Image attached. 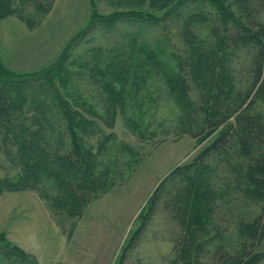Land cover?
Instances as JSON below:
<instances>
[{
  "label": "trees",
  "instance_id": "obj_1",
  "mask_svg": "<svg viewBox=\"0 0 264 264\" xmlns=\"http://www.w3.org/2000/svg\"><path fill=\"white\" fill-rule=\"evenodd\" d=\"M120 1L112 14L93 10L86 32L99 25L132 21L144 32L147 26L158 27L168 41L170 35L164 30L177 22L169 32L177 30L187 50L176 69H164L161 50L152 46L145 50L144 60L142 50L132 54L124 71L131 73L134 67V74L145 71L148 76L154 70L145 69L148 63L163 71L170 94L180 106L181 130L193 135L198 144L207 142L190 162L176 166L158 184L146 206L148 216L134 231L122 259L161 207L181 227L176 246L182 252V264H202L204 253L211 256L212 264H258L264 259L260 249L264 112L257 109L264 95V0ZM34 2L35 18L22 16V0H0V19L16 13L34 28L55 0ZM209 6L207 11L204 7ZM74 39L61 53L63 60ZM145 39L143 44L149 41ZM63 60L59 57L47 68L22 74L7 69L0 60V70L14 73L13 78L0 80V151L11 168L20 170L12 178H0V194L35 191L54 221L60 212L81 218L106 192L109 181V171L99 170L91 159L94 146L83 133L94 121L79 117L62 85L48 79L65 69ZM106 88L112 101L120 97L116 88L109 84ZM253 205L258 207L246 211ZM71 220L69 239L78 225L77 219ZM0 262L38 264V259L0 233Z\"/></svg>",
  "mask_w": 264,
  "mask_h": 264
},
{
  "label": "rangeland",
  "instance_id": "obj_2",
  "mask_svg": "<svg viewBox=\"0 0 264 264\" xmlns=\"http://www.w3.org/2000/svg\"><path fill=\"white\" fill-rule=\"evenodd\" d=\"M81 1L75 17L69 18L64 12L61 16L49 17L55 0L52 9L34 28H29L16 13L1 18L0 24L4 19L15 17L33 31L46 19L50 25L55 21L57 26L68 28L65 42L76 37L71 47L66 48V58L63 60L61 53L67 43L52 61L60 57L65 62V69L48 79L55 78L62 85V92L79 117L94 121L95 125H89L87 132L83 133L94 146L91 159L95 165L103 172L109 171L106 192L87 207L81 218H70L60 212L56 221L37 192H5L0 194V233L36 254L38 264H182V252L176 246L181 227L161 207L152 215L136 245L122 257L134 231L148 216L146 206L158 184L167 179L176 166L190 162L207 142L198 144L193 135L181 130L180 106L170 94L163 71L160 73L156 67L150 66L152 63L147 66L144 62L145 69L154 70L147 76L138 68L140 74H134V67L131 73L125 72V64L140 50L144 60L145 50L158 46L164 69H176L187 46L177 35V30L169 32L177 22L164 30L170 35L168 41L158 27L147 26L144 32L132 21L118 22L113 26L99 25L86 32L93 10L112 14L121 1ZM20 8H25L21 11L22 16L35 18L38 13L34 0H22ZM204 8L208 11L210 6ZM118 9L125 11L126 8ZM54 29L53 38L57 33V28ZM142 32L146 33L145 38L151 44L149 41L143 44ZM133 39H137L136 44ZM0 60L9 69L1 55V38ZM34 71L37 70L28 73ZM12 72L0 70V80L13 78ZM108 84L121 92L116 101L109 98ZM7 90L13 93L10 86ZM257 109L264 112L263 94ZM90 129L93 132H89ZM0 165L5 166V169L0 168V178H12L20 173L19 169L11 168L12 164L1 151ZM252 207L258 206L253 205L246 211ZM71 219L78 221L72 240L68 238ZM260 249L264 250V240ZM203 255L202 264H212L211 256ZM258 264H264V259Z\"/></svg>",
  "mask_w": 264,
  "mask_h": 264
},
{
  "label": "crops",
  "instance_id": "obj_3",
  "mask_svg": "<svg viewBox=\"0 0 264 264\" xmlns=\"http://www.w3.org/2000/svg\"><path fill=\"white\" fill-rule=\"evenodd\" d=\"M80 4H82L81 0H56L53 10L48 15L49 17L54 14L61 16L64 12L65 16L69 14V18L75 17L76 12L80 10ZM61 22H59L60 25H62ZM57 25L55 21L50 25V22H46L45 19L37 30L31 31L24 22L15 17L4 19L0 24V38L1 55L5 65L13 71L28 72L50 64L58 55L62 45L67 43L65 41L68 37L66 36L68 28H65V25L63 27ZM55 27L57 33L53 38ZM65 243L67 244V241ZM22 247L25 246L22 245Z\"/></svg>",
  "mask_w": 264,
  "mask_h": 264
}]
</instances>
